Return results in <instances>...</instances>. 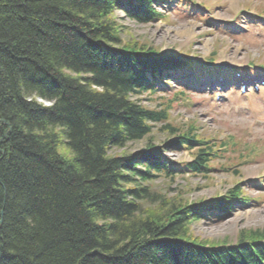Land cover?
I'll use <instances>...</instances> for the list:
<instances>
[{
    "label": "trees",
    "instance_id": "16d2710c",
    "mask_svg": "<svg viewBox=\"0 0 264 264\" xmlns=\"http://www.w3.org/2000/svg\"><path fill=\"white\" fill-rule=\"evenodd\" d=\"M153 3L0 0V264H264V231L236 244L190 238L191 221L233 210L237 189L192 205L151 187L215 158L192 126L170 125L169 105L139 98L182 61L122 46L112 16L149 23ZM157 125L173 136L165 150H196L192 162L161 158Z\"/></svg>",
    "mask_w": 264,
    "mask_h": 264
},
{
    "label": "rangeland",
    "instance_id": "374dc122",
    "mask_svg": "<svg viewBox=\"0 0 264 264\" xmlns=\"http://www.w3.org/2000/svg\"><path fill=\"white\" fill-rule=\"evenodd\" d=\"M186 1L196 5L188 6L185 11L178 5L157 6L163 17L149 23L135 22L123 10H116L112 18L120 30L122 46L147 52H171L197 61L211 60L213 68L204 71L217 69L218 74L227 71L229 78L235 70L255 73L248 68L251 64L264 67V32L259 29L264 21L260 25L253 23L254 15H264V0ZM253 34L257 38H252ZM206 75L195 71V77L187 74L185 79L181 78L192 81L190 86L187 81H181L183 86L169 83L160 93L139 97L150 109L169 105L172 127L184 133L192 126L194 134L215 144L218 150L205 172L185 171L172 177V181L161 176L151 187L192 205L239 189L251 200L249 205L236 208L220 220L204 213L200 219L191 221L188 228L193 240L208 245L235 244L241 233L264 231V94L231 93L225 86L229 79H219L221 85L211 89L218 82L209 79L216 75ZM181 90L187 92L178 95L184 92ZM39 103L48 105L41 100ZM160 126H156L151 140L161 150L167 148L163 143H169L173 136H166ZM147 144L150 142L146 140L130 143L112 153L116 157L129 156L145 149ZM221 144L226 147L221 148ZM166 151L163 150V158H168L178 169L192 162L196 153L184 149ZM259 180H262L260 184Z\"/></svg>",
    "mask_w": 264,
    "mask_h": 264
}]
</instances>
